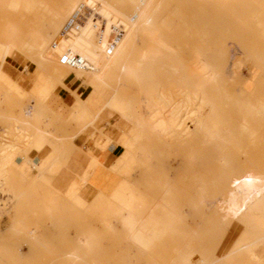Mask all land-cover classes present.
<instances>
[{"label": "rangeland", "instance_id": "obj_1", "mask_svg": "<svg viewBox=\"0 0 264 264\" xmlns=\"http://www.w3.org/2000/svg\"><path fill=\"white\" fill-rule=\"evenodd\" d=\"M16 1L15 6L0 5V30L13 24L17 42L10 41L16 45L32 43L40 33L49 41L40 40V48L35 45L29 55L17 54L28 58L27 62L8 60L18 66L27 63L28 72L24 73L32 75L37 71L31 63L35 62L56 81H49L38 98L30 100V91L18 96L11 81L19 71L0 58V166L4 163L0 168L5 177L0 188V264H191L183 259H193L194 264L212 259L215 264H264V0H199L201 15L197 23L192 22L193 0ZM84 6L112 14L115 25L127 19L125 14L131 13L134 19L139 14V23L148 32L152 18L149 16V24L142 21L141 10L151 12L153 19L159 13L169 16L171 34L179 37L173 42L178 59L170 57L166 80L161 83L145 88L138 80L137 92L124 83L117 89L109 88L110 94L119 92L124 99L138 93L128 113L132 128L129 121L121 119L125 127L117 130L130 129L128 135L134 143L122 148L117 158L122 153H139L145 160L126 161L123 169L122 160L117 163L116 159L118 165L110 170L105 183L133 186L139 190L137 199L132 193L113 194L115 199L106 207L112 208L114 215L108 217L101 216L106 211L101 207L79 208L84 211L78 212L64 204L59 223L50 226L43 212L49 216L54 206L42 202L55 194L53 185L65 165L62 162L48 180L42 181L51 163L46 159L34 163L38 175L33 182H26L19 178L16 162L26 158L38 134L43 135V148L53 138L52 131L62 142L64 155L70 156L74 137L94 127L81 120L86 113L78 108L79 101L59 108V114L49 106L48 113L34 111L36 105L50 104L46 101H50L54 85L62 83L57 80L59 74L66 79L71 74L81 76L108 59L98 43L82 52L85 34L79 30L83 27L87 32L91 20L78 17ZM102 19L105 22L106 17ZM37 28L39 32L32 35ZM6 38L0 37V46L9 42ZM103 42L108 45L110 39ZM192 44L193 51L204 56L206 66L187 56V47L191 50ZM139 48L133 46L135 51ZM160 50L158 47L148 56L144 52L127 63V74H144L141 61ZM37 51L40 57H36ZM66 53L78 54L88 67L62 64L60 58ZM192 61L195 64L191 65ZM45 77L42 73V79ZM81 86L86 87L82 82ZM26 104H32L33 111L27 113ZM109 113L113 118L118 115L106 107L99 115L102 123ZM35 115L42 122H37ZM58 117H64L66 127L52 130ZM161 121L166 125L163 130L156 127ZM99 131L93 128V133L103 137ZM83 177L87 181V175ZM199 196L202 200L198 203ZM122 202L130 207L139 225L136 240H131L135 247L126 241L127 232L116 216ZM103 219L105 230H112L113 224L114 233L103 231ZM88 227L98 230V242L90 229L70 241ZM28 229H34L35 237L27 234ZM87 234L91 235V247L78 248L79 238Z\"/></svg>", "mask_w": 264, "mask_h": 264}, {"label": "crops", "instance_id": "obj_2", "mask_svg": "<svg viewBox=\"0 0 264 264\" xmlns=\"http://www.w3.org/2000/svg\"><path fill=\"white\" fill-rule=\"evenodd\" d=\"M198 1L199 0H196L195 4V0H193V23H197L201 15L197 5ZM218 1L224 2V0ZM9 5L15 6L18 5V2L12 0ZM65 10L66 8L64 5L63 11ZM147 12L148 16L152 18V26L150 27L149 32L144 29L145 26L139 23V14L137 15V18L135 17L136 19L132 17L131 13H128L127 15L125 14L127 19H123L120 22V25L124 27L122 29V26L114 24L112 14L107 12L104 13L102 10H93L92 15L89 16L91 20L87 32L83 27L79 30L80 34H85V44L82 46V52L84 53L91 50L93 45L98 43L102 46L105 56L108 59H102L99 63V68L91 72H85L81 76L71 74L66 79L59 74L57 80L62 83L54 85V88L51 91V93H53H50L51 99L48 102L46 101V103L50 104L47 105L43 103L34 107V111L39 113H48L51 111L49 108L51 107L53 113L58 111L57 113L59 114V108L62 109L64 107L74 106L77 101H79L80 105H78V108L86 113V117H83L81 120H86L89 124H93V128L100 130L99 133L103 136H98L97 132L93 133L92 127H87L84 133L75 136L73 141L70 142V146L74 148V150L70 156H67L64 155L65 149L63 148L62 142L55 139L54 132L52 131L53 138L49 140L50 142H46L41 150L31 147L27 151L26 158H20L22 161L18 159L16 162L17 174L20 179L26 182H33L38 175L36 166L33 165L34 163L39 164L44 159L49 160L51 163L45 174L41 177L42 181L48 180L51 173L58 169L62 162L63 165H65L63 173L59 174L56 184L53 185L55 194L49 195L42 202V205L50 204L54 206L49 216L47 213L43 212L46 218V223L50 226H55L59 223L58 218L60 210L64 204H68L78 212L101 207L106 210L101 216L108 217L114 215V210L106 207L107 204L115 199L113 194L132 193L137 199L136 193H138L139 190L137 191L135 187L130 185H110L105 183L107 176L111 173L110 170H113L118 165H115L114 163L116 159L118 160L117 163L122 160L123 169L126 168L124 166L126 161L145 160V157H141L139 153L134 155L122 153L121 158H117L122 152L121 149L127 144L129 145L132 139L131 136L128 135V131L132 128V124L129 120L130 115L128 113L133 110L132 107L137 101L138 93L135 95L136 97L124 99L120 96L118 91V93L110 94L109 88L117 89L121 83H124L134 88L137 92V88L139 87L137 84L138 80H140L142 84H145V88L154 83H161L166 80L165 78L171 62L170 57L178 59L177 50L173 42L177 41L179 37L171 34L172 27L170 25V18H168L169 16L159 13L157 19H153L151 12L148 10ZM103 17H106L105 22L102 19ZM136 28H140V30L138 31ZM151 28H153V30H151ZM137 32L142 33V35ZM137 35L141 36V38H138L139 36ZM6 36V40L8 39V41L11 40L17 42L15 40L16 32L13 24L9 23L8 26L6 25L0 30V37L5 38ZM171 36H173V39ZM104 38L110 39L108 45L104 44ZM134 45H139L140 48L135 51L133 50ZM164 46L168 47V50L165 51L162 49ZM56 47L57 46H53V48ZM158 47L161 49L160 53L150 58L146 57L141 61V66L146 71L144 74L140 73L138 76L127 74V63L130 64L134 62L140 58L141 54L144 52L146 53V56H148ZM57 48H60V46ZM193 50V44L191 50L190 47H187L186 50L187 56H190L191 59H193ZM16 59L19 63L24 61V59L26 62L28 61V58H23L18 55ZM9 63L16 68H19L20 66H18L16 62L9 61ZM31 63L35 64L37 67V71L34 75L31 73H24L25 71L28 72V64H26V69L19 72L22 74L18 76V73L11 81V86L16 88L18 96L24 97V94L30 91L28 92V95L31 96L30 100L38 98L41 89L49 81H56L55 78L51 79L49 77V74L44 68H40L35 62ZM190 64L193 65L194 61ZM42 73L45 74V79H42ZM1 80H3V78L0 77V81ZM81 82L84 83L86 87H82ZM88 87L90 89H87ZM106 107L116 111L118 115L113 118L110 117L111 114L109 113L105 116V121L102 123V119L99 118V115ZM32 109V104H26L27 113L33 111ZM121 119L130 122V129L127 131L123 130L122 132L117 131L118 129L125 127L121 122ZM62 122H64V126L60 125ZM103 124L113 125L114 127L110 129ZM65 127L66 120L64 117L61 120L58 117L56 121H53V125L51 126L52 130H58L59 128ZM102 127L105 128L104 131H101ZM83 130L84 129L81 131ZM131 143L133 144L134 142ZM137 144H140V142H137ZM51 146L54 147V149H52ZM85 175L88 177L85 183H75ZM79 208L85 209L80 210ZM104 222L105 220L103 219L102 229L103 231H106L104 228ZM110 225L112 230L106 232L114 233L116 228L113 224ZM117 225L123 230L120 224ZM89 229L97 235L96 240L98 242L100 240L98 230L89 227L83 228L79 233L70 238V241L74 242L80 234ZM126 241L133 243V247L136 246V243L128 238H126Z\"/></svg>", "mask_w": 264, "mask_h": 264}, {"label": "bare ground", "instance_id": "obj_3", "mask_svg": "<svg viewBox=\"0 0 264 264\" xmlns=\"http://www.w3.org/2000/svg\"><path fill=\"white\" fill-rule=\"evenodd\" d=\"M6 1V2H5ZM12 0H0V5L4 6V5H7L9 3H11ZM115 2L117 0H114ZM122 1V0H121ZM119 1V2H121ZM123 1H126V0H123ZM131 2H139V0H130ZM7 3V4H6ZM112 3H114L112 1ZM125 3V2H123ZM115 4V3H114ZM55 13V11H54ZM48 14V12H47ZM55 16H58L59 14L58 13H55L54 14ZM51 16V15H50ZM140 16H141V20L145 21L147 24H149V16H148V13H147V10L146 9H143L141 10L140 12ZM53 17V16H52ZM49 18L48 20H50L51 17H47ZM52 19V18H51ZM38 29V28H37ZM32 35L36 34L37 32H39V29L38 30H35V31H32ZM264 35V34H262ZM9 36V35H8ZM33 37V36H32ZM41 40V42L45 43V42H48L49 41V37L44 35L43 33H40L39 36L37 37V39L35 41H33L32 43H29V42H24L23 44L21 45H16L14 44L13 42L9 41L8 43H5L3 45L0 46V58H2L4 60V62L6 63H9L8 59L11 58V59H14V60H17L16 57H17V54L20 53V52H25L26 55H29L31 51H34L33 49L35 48V45L37 48H40V46L38 45V42ZM39 53V54H38ZM193 59L196 63H200V64H203V66H206V61L204 59V56L197 52V51H193ZM205 55V54H204ZM36 57H40V52L37 51V54H36ZM26 64L27 63H23V64H20V67L19 68H16L14 67L13 65H11L9 63L10 66H12L16 71H19V72H22L24 69H26ZM195 64V63H194ZM208 64V63H207ZM200 67V66H199ZM205 71V70H204ZM26 72V71H25ZM198 81V80H197ZM2 101V100H1ZM0 101V102H1ZM2 103V102H1ZM159 114V112H158ZM155 115V114H154ZM151 117V116H150ZM156 117V116H154ZM35 118L37 120V122H42L39 118V116H36L35 115ZM160 119V117H159ZM147 120V119H146ZM157 120V119H156ZM150 121V120H149ZM162 122V121H161ZM147 123V122H146ZM160 123V122H159ZM166 123H167V120H166ZM169 125V123H168ZM159 130H163L165 129L166 125L162 122L160 125H157L156 126ZM167 130V129H166ZM169 133V132H168ZM42 138H43V135L42 134H38L35 141H34V147L36 149H41V141H42ZM4 164V163H3ZM1 164V166L3 165ZM0 166V167H1ZM3 172L2 169L0 168V188L2 187L3 183L5 182V177L3 175ZM248 179V178H247ZM245 180V179H244ZM241 181V180H240ZM249 181V180H248ZM86 182V179L83 177L81 178L77 183L80 184V183H85ZM247 185V184H246ZM246 185H244L246 187ZM241 186V185H240ZM243 186V187H244ZM248 186V185H247ZM83 187V185H82ZM243 189V188H242ZM241 189V190H242ZM247 190V189H246ZM250 190V189H249ZM241 192V191H240ZM245 192V191H243ZM198 203L201 202V197H197L196 198ZM123 201V200H122ZM255 202V201H254ZM253 202V203H254ZM252 203V204H253ZM251 204V203H250ZM249 204V205H250ZM256 204H254L253 206H255ZM121 207H119V209L116 211V216L119 217V219L121 220V223L125 229V231L127 232V237L130 239V240H136L139 232H138V223L135 221L132 213H131V209L128 205H126L125 202H122ZM252 206V207H253ZM253 209V208H252ZM163 230V229H162ZM140 231V229H139ZM27 234L30 235V237H35V233H34V229H28L27 230ZM140 236V235H139ZM92 245V241H91V235L90 234H87V237H85V235H82L79 240H78V243H77V247L80 248V249H88L90 248ZM183 262H186V263H191V264H194V260L193 259H183ZM197 263V262H196ZM216 263V260L212 259L210 261H208L206 264H215Z\"/></svg>", "mask_w": 264, "mask_h": 264}, {"label": "built area", "instance_id": "obj_4", "mask_svg": "<svg viewBox=\"0 0 264 264\" xmlns=\"http://www.w3.org/2000/svg\"><path fill=\"white\" fill-rule=\"evenodd\" d=\"M92 13V7L84 6V8L80 10L78 17L87 19L89 16L92 15ZM60 62L62 64L68 65L69 67L79 69H85L86 67H88L86 62L78 54L69 55L68 53H66L60 58Z\"/></svg>", "mask_w": 264, "mask_h": 264}]
</instances>
